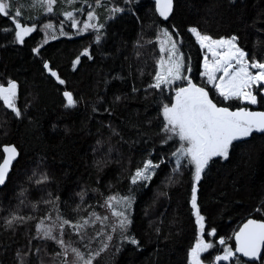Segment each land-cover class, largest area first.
I'll return each mask as SVG.
<instances>
[{"label":"trees","instance_id":"trees-1","mask_svg":"<svg viewBox=\"0 0 264 264\" xmlns=\"http://www.w3.org/2000/svg\"><path fill=\"white\" fill-rule=\"evenodd\" d=\"M173 4L174 15L165 23L155 14L154 0H140V7L133 10L142 18L141 22L138 23L131 14H122L123 18L109 29L103 47L91 43L92 36L88 33L73 35L71 39H49L45 44L43 33L37 31L25 38V44L18 45L9 42L11 35L0 31V84L7 86L9 79L15 80L18 84L17 106L22 111L25 105L28 106L25 118L17 119L0 100V147L13 144L19 151L6 185L0 188V215H5L6 210L17 203L15 197L23 187L28 189V199L33 202L41 197L47 199L49 192L59 196L58 203L64 216H73L72 209L79 202L75 194L82 188L89 189L86 202L91 205L103 202L99 193H93L91 189L99 188L105 196L117 191L125 192L130 173L142 166L147 151L153 146L152 141H155L156 149L161 147L154 135L159 131L155 127L158 109L150 103L151 97L144 99V86L150 77L145 75L141 78L138 71L139 68H143L145 73L153 71L155 65L152 57L159 56V47L146 45L139 49L140 56L136 55L137 48L134 47L142 24L149 22L145 13L151 15L160 27L171 28L173 24L179 27L185 51L192 56L194 71L190 75L194 83L200 86H204V80L199 76L203 56L194 37L186 31L188 26H197L201 32L209 33L213 38L238 34L240 44L249 51L257 37L251 25L255 21L256 27H264V18L258 15L264 12V0H237L235 6L230 5L228 0H173ZM56 7L60 8L61 5ZM97 11L103 19V9L98 8ZM27 14L25 12V16ZM58 19L53 18V23H58ZM9 24L6 17L0 16V30ZM155 35L153 29L147 32L145 40L151 38L155 43ZM38 46H42L43 58L49 60L50 66L66 81L64 85L50 77L43 70L40 58L32 54L31 49ZM86 47L89 48L91 60L81 56ZM77 56H80V61L73 66L72 62ZM117 74L125 80H113L112 77ZM105 79L109 81L107 86ZM133 84L140 89L138 94L131 92ZM65 90L71 91L77 100L82 98L85 103H80L75 109H65L62 95ZM121 92L127 93L128 98L115 106L111 117L102 108L97 113L91 112L98 98H102L104 106H108L113 96ZM212 98L219 106H225L226 102H222L214 90ZM235 106H240V102H234L233 110ZM243 106L264 109V103L255 107ZM150 119L153 121L151 127L146 124ZM109 121L113 126H118L126 142L119 137H112L111 141L107 139L110 133L104 125ZM53 124L56 125L55 130ZM129 124H136L141 131H146L148 135L144 139L150 138V142L147 145L136 143L142 138L136 135L137 129L130 128ZM98 138L103 141L102 150L94 153L93 147ZM246 139L247 143L234 142L236 147L230 149L229 159L214 158L215 163H210L207 174L199 182L201 214L205 216L206 229L215 227L218 230L216 240L221 236L228 240L249 218L264 220V210L260 213L255 211L264 200V135L254 133ZM109 146L112 149L110 154ZM159 154V151L153 153L154 156ZM94 159H104L107 163L97 170ZM33 169L46 171L52 178L50 184L43 186V190L34 182L28 183ZM168 171L164 167L150 186L138 194L133 205L132 231L141 246L137 250L132 245H126L116 255V264H186L187 249L195 243L196 238L195 217L189 203L191 173L184 175V183L167 189L168 196L157 197L162 187L161 180ZM29 211L30 207L24 209V214ZM96 211L104 214V210L98 207ZM47 212L48 207L41 203L39 211L32 214L39 220ZM50 215L55 217V212ZM34 225L35 221L30 225L33 232ZM156 227L161 229L159 236ZM9 235L0 231V264H16L14 254L17 248L27 244L23 229L15 236V243L9 240ZM228 243L233 245V239ZM40 246L43 247V244ZM53 249L54 245L49 244L48 251ZM111 251L104 254L100 264H109ZM215 254L210 249L209 257ZM206 255L203 258L209 261Z\"/></svg>","mask_w":264,"mask_h":264},{"label":"snow or ice","instance_id":"snow-or-ice-1","mask_svg":"<svg viewBox=\"0 0 264 264\" xmlns=\"http://www.w3.org/2000/svg\"><path fill=\"white\" fill-rule=\"evenodd\" d=\"M237 0H228L235 6ZM61 5L57 8L56 5ZM155 14L167 22L174 15L173 0H154ZM140 7V0H0V16L6 17L10 24L0 31L5 35H11L9 41L13 44H25V38L34 32L43 33L44 43L49 39L57 40L59 37L69 39L75 36H83L88 33L92 36L91 43L103 47L108 38L109 29L122 18V14L135 16L137 22L141 17L133 9ZM98 8L103 9V19ZM151 10L149 9V12ZM27 12V16H25ZM264 18V12L258 14ZM63 19H58L59 17ZM147 24H142L134 47L136 55L140 56L139 49L146 45L155 48L158 44L159 56L154 60L153 71L145 73L139 68L142 78L145 75L150 81L144 86V99L151 97V104L158 109L155 118V137L161 147L156 149L155 141L152 148L147 151V158L142 161L130 173L129 186L125 192H114L104 195L99 188L91 189L93 193H99L102 203L91 205L86 202L89 189L82 188L76 193L78 203L72 209L73 216H64L59 207V196L48 193V198H40L38 201H30L27 196L28 189L21 188L15 199L17 203L6 210L5 215H0V231L8 233L9 240L15 243V236L21 229L27 237V244L23 248H17L14 258L16 264H100L105 253L111 251L108 258L109 264H116L115 257L126 245H132L137 250L140 241L132 231L134 223L133 205L138 194L150 186L153 178L159 176L162 169L167 167L169 171L161 180V190L157 197L168 196L171 186L184 183L183 177L191 173V198L190 205L192 215L195 217V243L186 252V264H205L203 253L209 250L215 251V255L207 264H264V220L248 219L238 231H234L228 240L234 239V245L228 243L225 237L218 240V230L205 227V216L201 214L198 203V186L204 175L209 170L210 163H215L214 158L227 160L230 157V149L236 147L234 142L247 143L254 133L264 135V111H252L243 105H258L264 103V27H256L255 21L251 25L257 33L252 49L249 51L240 44V36L232 34L213 38L209 33L201 32L197 26H188L186 31L199 45L202 61L199 64V76L204 80V86L194 83L190 75L194 71L192 56L185 51L183 34L178 26L173 24L171 28L160 27L155 19L145 13ZM53 18L58 23H53ZM72 31L69 32L67 29ZM155 29V43L153 39L145 40L147 32ZM32 54L40 58L43 70L60 85L66 83L58 72L50 66V62L42 56V46L33 47ZM190 52V49H189ZM211 54L209 58L208 54ZM81 56L92 59L89 48H84ZM80 61V56L73 60V66ZM188 73V74H186ZM113 80H125L120 75L112 77ZM107 86L109 81L105 79ZM18 84L9 79L7 86L0 84V100L4 106L11 110L17 119H24L28 106L22 111L16 103ZM214 90L225 106H219L212 98ZM133 94H138L140 89L133 84ZM167 93V94H166ZM65 109H75L83 99L77 100L71 91L62 93ZM128 98V94L121 92L115 94L111 103L104 106L102 98H98L91 107L92 113L103 110L109 117L114 114L115 106ZM240 102L235 106L234 102ZM162 117V119H160ZM150 127L153 121L147 120ZM109 129L107 139L119 137L124 141L122 132L118 126H113L111 121L104 125ZM55 130L56 125L53 124ZM130 128H136V135L141 140L136 143L147 145L150 138L146 131H141L136 124H129ZM67 132L68 129H65ZM126 142V141H124ZM103 141L97 139L93 152L102 150ZM167 146V148H165ZM112 151L109 146L108 153ZM154 151H159L154 156ZM2 162H0V185H6L13 161L17 160L18 150L13 145H5L2 149ZM107 163L104 159H94L93 164L99 170ZM38 177V178H37ZM52 178L46 171L32 170L28 177V183H35L40 190L50 184ZM111 189V185L108 186ZM48 207V212L36 220L32 214L39 211V205ZM156 200H153V204ZM30 207L28 214L24 209ZM104 210V214L96 209ZM91 209V210H89ZM264 210V200H261L255 209L257 213ZM55 212V217L50 214ZM147 215V209H145ZM35 221V231L30 225ZM99 225V227H97ZM157 236L161 229L155 228ZM211 237L212 239H206ZM36 242L35 247L33 242ZM41 243L43 247H41ZM49 244L54 249L49 252ZM217 245L219 247H217Z\"/></svg>","mask_w":264,"mask_h":264},{"label":"water","instance_id":"water-1","mask_svg":"<svg viewBox=\"0 0 264 264\" xmlns=\"http://www.w3.org/2000/svg\"><path fill=\"white\" fill-rule=\"evenodd\" d=\"M163 19V18H162ZM47 73V72H46ZM48 75H49V73H47ZM50 76V75H49ZM250 110H252V111H264V109L263 110H256V109H250ZM5 145H13V144H5ZM5 145H2L1 147H0V151H1V154L3 155V153H2V149H3V146H5ZM14 146V145H13ZM18 153H19V151H18ZM18 157H19V155H18ZM18 157H17V159H18ZM17 160H15V161H13V165H14V163L16 162ZM0 162H2V159H1V161ZM12 168H13V166L10 168V171H9V175L11 174V171H12ZM9 175H8V177H9ZM8 177L6 178V183H7V180H8ZM4 185H0V188H2ZM249 219H252V218H249ZM248 220V219H247ZM246 220V221H247ZM246 221H244L243 223H245ZM242 223V224H243ZM241 224V225H242ZM240 225V226H241ZM238 230H239V228H238ZM237 230V231H238ZM233 245H234V239H233Z\"/></svg>","mask_w":264,"mask_h":264},{"label":"rangeland","instance_id":"rangeland-1","mask_svg":"<svg viewBox=\"0 0 264 264\" xmlns=\"http://www.w3.org/2000/svg\"><path fill=\"white\" fill-rule=\"evenodd\" d=\"M59 19H63V17L61 16V17H59ZM67 30H68L69 32L72 31L70 28H68ZM208 56H209V58H211V54H210V53L208 54ZM245 105H246V104H245ZM248 106L255 107L256 105H248ZM217 247H219V246L217 245ZM205 254L208 255V256L206 255V257H209L210 250H209V253H203V254H202V258L204 257ZM212 256H214V255H211V256L209 257V261L211 260ZM205 262H208V261L205 260Z\"/></svg>","mask_w":264,"mask_h":264},{"label":"flooded vegetation","instance_id":"flooded-vegetation-1","mask_svg":"<svg viewBox=\"0 0 264 264\" xmlns=\"http://www.w3.org/2000/svg\"><path fill=\"white\" fill-rule=\"evenodd\" d=\"M205 264H207V262H205Z\"/></svg>","mask_w":264,"mask_h":264},{"label":"bare ground","instance_id":"bare-ground-1","mask_svg":"<svg viewBox=\"0 0 264 264\" xmlns=\"http://www.w3.org/2000/svg\"><path fill=\"white\" fill-rule=\"evenodd\" d=\"M158 45V44H157Z\"/></svg>","mask_w":264,"mask_h":264}]
</instances>
